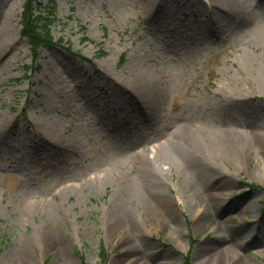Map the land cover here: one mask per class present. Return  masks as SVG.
Instances as JSON below:
<instances>
[{
    "label": "rangeland",
    "instance_id": "374dc122",
    "mask_svg": "<svg viewBox=\"0 0 264 264\" xmlns=\"http://www.w3.org/2000/svg\"><path fill=\"white\" fill-rule=\"evenodd\" d=\"M53 1L34 56L25 0H0V264H264L260 156L193 145L264 138V0ZM151 173L167 221L144 212Z\"/></svg>",
    "mask_w": 264,
    "mask_h": 264
},
{
    "label": "bare ground",
    "instance_id": "6f19581e",
    "mask_svg": "<svg viewBox=\"0 0 264 264\" xmlns=\"http://www.w3.org/2000/svg\"><path fill=\"white\" fill-rule=\"evenodd\" d=\"M209 5L207 4L209 8H217V9H220V8L225 9V8L233 7L232 2L227 1V0H212L211 2H209ZM139 89L141 90L140 94L148 95V94H151L150 92L152 91L153 87L149 85L147 82H145L139 85ZM185 139L186 140L178 141L169 150V153L172 156L174 155L175 158L177 157L180 160L183 157V152L185 148L190 147V146L192 147L191 140H189L188 138H185ZM198 142L199 141L195 140L193 142V145L197 144V146L195 145L196 147L194 146V148L195 149L201 148L200 151L207 152L206 149L208 148L217 149L223 152V154L225 155V158L227 159L234 158V160L237 159L239 163H244L249 160H252L254 157H257L258 155L261 158L259 162L264 163V138L263 137L255 136V138H252V139L241 138V139L234 140L226 135H222L219 137H214V139H211V141L204 143L202 145H199ZM110 153L113 154L112 159L115 158V162H120L123 164V162L126 160L122 153L117 154L113 152L112 150L110 151ZM213 170L214 168L213 166H211L207 171H205L207 174L202 175V179H208L210 176H212ZM114 173L115 172H112V174ZM110 176L106 175L102 177L101 179H95L94 180L95 184L94 183L92 184V188L98 187L100 184L110 183L111 181L109 180ZM145 180H146V177H145ZM147 183H149L148 188H147L149 192L145 193V190H143L141 193L142 200H144L145 214H146V211H148L149 217H153L154 215H157L159 221L160 220L162 222L164 220L167 221L166 218L168 214L165 209L167 205V200L164 196L161 198V193L158 191V188H159L158 185L161 184V180L159 176L155 175V173L149 174ZM211 199H210V202H211ZM114 207L116 208L114 209ZM110 213L112 217L114 215V224H116L117 227L127 228L131 230L132 232L134 231L132 228L134 224H131V221H130L132 218H130L127 211L124 210L121 204L113 203L112 210L110 211ZM41 235L45 242H51L55 239L53 237L54 234L51 230L49 231V230L43 229L41 232ZM231 246L232 245L230 244V247ZM220 253L221 254L217 253L213 255V258L215 259L217 263L220 262L219 261L220 257L224 255L222 254V252ZM236 264H243V262H240V263L237 262Z\"/></svg>",
    "mask_w": 264,
    "mask_h": 264
},
{
    "label": "trees",
    "instance_id": "16d2710c",
    "mask_svg": "<svg viewBox=\"0 0 264 264\" xmlns=\"http://www.w3.org/2000/svg\"><path fill=\"white\" fill-rule=\"evenodd\" d=\"M55 20L56 4L53 0H48L46 5L35 0L25 1L21 15V36L30 41L34 56L40 46L52 43L50 26ZM101 255H104L103 251Z\"/></svg>",
    "mask_w": 264,
    "mask_h": 264
}]
</instances>
